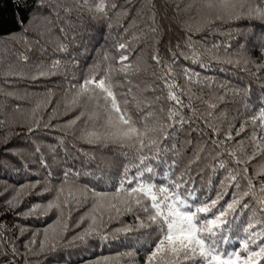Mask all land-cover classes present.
Wrapping results in <instances>:
<instances>
[{"label":"trees","instance_id":"trees-1","mask_svg":"<svg viewBox=\"0 0 264 264\" xmlns=\"http://www.w3.org/2000/svg\"><path fill=\"white\" fill-rule=\"evenodd\" d=\"M39 2L0 0V264H145L154 246L155 231L137 219L143 212L118 214L108 201L94 211L91 190L111 197L135 153L106 139L116 114L98 90L81 93L90 77L111 82L138 130L156 129L149 135L175 162L172 179L188 180L201 199L226 191L225 204L251 179L239 227L259 222L260 230L264 18L256 13L264 0H245L250 11L228 22L216 20L214 0ZM90 225L96 232L86 235Z\"/></svg>","mask_w":264,"mask_h":264},{"label":"snow or ice","instance_id":"snow-or-ice-1","mask_svg":"<svg viewBox=\"0 0 264 264\" xmlns=\"http://www.w3.org/2000/svg\"><path fill=\"white\" fill-rule=\"evenodd\" d=\"M208 6L219 10L216 20L221 22L239 19L244 13L250 11L245 0H214ZM41 7H44V0L36 4L37 9ZM104 10L103 3L96 8L97 12L102 13ZM256 14L264 18V11ZM17 22L22 27L25 25L22 17L18 18ZM125 47V44L119 45L120 49ZM61 50L66 49L62 47ZM153 59L160 63L158 56H154ZM24 60H27V57H24ZM121 60H127V56L122 57ZM44 74L43 71L40 72V75ZM170 87L175 86L170 85ZM80 88L81 93L98 90V98H102L105 106L116 114V118L110 121L115 131L106 139L127 143L135 153L132 166L125 169L119 186L111 197L107 191L91 190L96 198L94 211L103 208L108 201L109 208L114 209L118 214L133 210L144 213L143 219L137 217L140 220V227L155 231L154 246L149 244L145 264H264V225H261L258 231L253 229H257L259 222H249L242 229L239 227L241 211L249 207L247 203L241 202L253 190L251 179L248 181L249 191L233 194L230 202L221 204L227 195L226 191L218 192L215 198L209 196L201 199L197 189L194 185L190 186L188 180L182 176L172 179L175 162L171 164L167 162L165 145L149 135L156 129L145 126L144 130L140 131L134 126L127 111L120 107L112 90V84L107 78L90 77L82 82ZM169 98L183 107V102L174 93L170 92ZM80 119L81 117L77 116L69 121L66 127L76 124V121ZM255 119L254 117L253 120ZM260 119L264 120V116ZM36 126H40V121H36ZM169 127L174 130V126ZM33 131L35 129L30 127L29 132ZM240 131L244 129L241 128ZM167 139L168 135H165L163 140ZM231 139L229 134L227 140ZM216 143L218 146H223L224 141ZM153 149L155 152L152 151ZM40 163L47 168L46 161L41 160ZM161 169H166L163 176L160 174ZM244 171L247 172V169ZM69 174L65 171V180ZM49 176H51L50 172ZM227 179L231 181L236 177L230 174ZM157 181L160 182L157 183ZM224 186L225 182L222 181L221 187L224 188ZM236 187L239 185L237 184ZM110 200H116L118 203H110ZM8 203L10 207L15 206L13 201ZM260 210L264 212V200L260 201ZM93 224H95V218H93ZM94 232L96 228L90 225L86 235ZM238 232L242 235L234 239ZM80 239L83 240L84 236L82 235ZM32 243L34 244L35 240ZM41 249L43 250V243Z\"/></svg>","mask_w":264,"mask_h":264}]
</instances>
